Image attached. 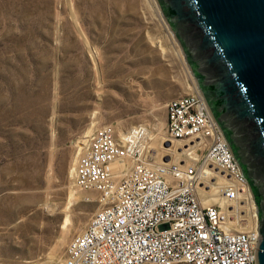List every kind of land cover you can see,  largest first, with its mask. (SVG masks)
Segmentation results:
<instances>
[{
	"label": "rangeland",
	"instance_id": "374dc122",
	"mask_svg": "<svg viewBox=\"0 0 264 264\" xmlns=\"http://www.w3.org/2000/svg\"><path fill=\"white\" fill-rule=\"evenodd\" d=\"M189 71L158 0H0V260L66 258L102 206L72 174L96 129L146 126L158 160L189 163L167 137Z\"/></svg>",
	"mask_w": 264,
	"mask_h": 264
},
{
	"label": "built area",
	"instance_id": "2783aa9c",
	"mask_svg": "<svg viewBox=\"0 0 264 264\" xmlns=\"http://www.w3.org/2000/svg\"><path fill=\"white\" fill-rule=\"evenodd\" d=\"M194 87L167 103V137L184 142L182 155L189 163L165 156L158 160L143 125L120 136L111 126L85 136L75 182L99 190L102 206L60 264H258L251 188L205 97ZM199 150H204L201 158L194 156ZM124 161L130 163L127 169L113 168ZM211 185L222 199L204 203L199 191ZM253 219L255 226L243 228Z\"/></svg>",
	"mask_w": 264,
	"mask_h": 264
},
{
	"label": "water",
	"instance_id": "95a60500",
	"mask_svg": "<svg viewBox=\"0 0 264 264\" xmlns=\"http://www.w3.org/2000/svg\"><path fill=\"white\" fill-rule=\"evenodd\" d=\"M258 205L264 264V0H158Z\"/></svg>",
	"mask_w": 264,
	"mask_h": 264
},
{
	"label": "bare ground",
	"instance_id": "6f19581e",
	"mask_svg": "<svg viewBox=\"0 0 264 264\" xmlns=\"http://www.w3.org/2000/svg\"><path fill=\"white\" fill-rule=\"evenodd\" d=\"M159 42V41H158ZM161 42V41H160ZM160 46H161V44H160ZM164 49V48H163ZM162 49V50H163ZM166 156V155H165ZM76 164V163H75ZM128 165L130 166V163L129 162H127V161H124L122 164H118V163H115V165L113 166V168L114 169H117V167L118 166H120V169L121 170H123V169H127L128 168ZM72 174L75 176V174H76V167H74V169H73V172H72ZM205 175V174H204ZM205 176H207V175H205ZM213 185V184H212ZM211 185V188H210V190H209V192L208 193H202L201 191H199V194H200V197L202 198V197H204V198H202V200H203V202L204 203H212L213 201H221V199H222V197H221V194H220V191L219 190H217L216 188H213V186ZM206 197V198H205ZM205 199V200H204ZM254 220V219H253ZM251 222V221H250ZM249 222V223H250ZM249 223H246L245 225H243V228H250L251 226H253L252 224H251V226H249L248 224ZM255 226V225H254Z\"/></svg>",
	"mask_w": 264,
	"mask_h": 264
},
{
	"label": "flooded vegetation",
	"instance_id": "af4514ba",
	"mask_svg": "<svg viewBox=\"0 0 264 264\" xmlns=\"http://www.w3.org/2000/svg\"><path fill=\"white\" fill-rule=\"evenodd\" d=\"M182 48V47H181ZM188 67H190L189 66V64H188ZM190 69V68H189ZM190 72V74H191V76H192V78L194 79V83H195V85L197 86V88L200 90V87H199V85H198V81H197V79L195 78V76L191 73V70L189 71ZM201 91V90H200ZM228 142V141H227ZM229 144V143H228ZM253 199H254V202H255V209H256V219H257V228H258V232H259V217H258V205L256 204V201H255V198H254V196H253Z\"/></svg>",
	"mask_w": 264,
	"mask_h": 264
}]
</instances>
